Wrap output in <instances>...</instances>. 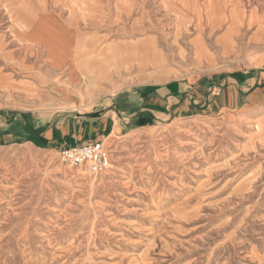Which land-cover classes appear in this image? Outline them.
Instances as JSON below:
<instances>
[{"label": "rangeland", "instance_id": "374dc122", "mask_svg": "<svg viewBox=\"0 0 264 264\" xmlns=\"http://www.w3.org/2000/svg\"><path fill=\"white\" fill-rule=\"evenodd\" d=\"M178 3L0 0L1 70L23 78V33L55 19L57 48L97 92L88 102L78 89L74 109L48 110L35 127L29 115L25 135L0 141V264H264V72L197 76L209 72L198 59L205 32ZM255 33L264 51V29ZM193 78L200 90L176 113L107 110L116 91ZM89 110L104 115L90 136L107 147L97 173L59 157L78 138L60 128ZM112 122L123 127L107 137Z\"/></svg>", "mask_w": 264, "mask_h": 264}, {"label": "crops", "instance_id": "0c3cea01", "mask_svg": "<svg viewBox=\"0 0 264 264\" xmlns=\"http://www.w3.org/2000/svg\"><path fill=\"white\" fill-rule=\"evenodd\" d=\"M178 2L181 10L192 18L194 32L201 29L205 32L204 41L198 42L197 45H203L205 48L200 52L198 59L209 72L197 76L264 72L262 64H258L264 60V51L257 49V46H260V34L255 33L256 29H264V11L255 15L253 0ZM61 31L60 21L38 19L31 27L26 28L20 50L17 52L18 59L22 60L20 64L23 68L20 70L24 71L23 78L15 76V68L7 71L0 69L4 80L0 82V141L16 140L25 135L27 131L21 126L29 115L35 127L44 121L48 110L56 111L58 107L72 106L74 102L72 103L71 98L75 97L78 89H82L85 101L92 102L97 96L96 88L92 89L89 83L83 82L81 71L74 58H71V53L62 52L57 48ZM49 43L56 47L49 46ZM2 55L0 53V56ZM94 82L93 86H97V81ZM193 84L194 78L185 81L170 79L162 83L144 85L147 86L145 90L139 89L137 93L130 92V89L126 92L116 91L117 97H110L113 106L108 105L107 110L111 112V118L117 109L120 113L123 110L130 113L138 107L156 117L163 116L165 112L176 113L183 95L200 90V87ZM22 92L20 96L19 93ZM192 102L196 101L193 99ZM79 113L91 114L83 119L74 115L81 120H74L72 127H69L68 123L64 124L63 128H60V137L70 134L71 138L78 137L76 141H80L82 137L90 140L91 135L98 134L101 126L100 122L95 121L101 120L104 115L96 110ZM112 126V130L106 134L107 137L123 127H116L114 122ZM45 133L48 135L44 137L50 139L52 128L48 127Z\"/></svg>", "mask_w": 264, "mask_h": 264}, {"label": "built area", "instance_id": "2783aa9c", "mask_svg": "<svg viewBox=\"0 0 264 264\" xmlns=\"http://www.w3.org/2000/svg\"><path fill=\"white\" fill-rule=\"evenodd\" d=\"M60 160L71 165L86 167L93 172L107 169L109 158L100 140H80L59 151Z\"/></svg>", "mask_w": 264, "mask_h": 264}, {"label": "bare ground", "instance_id": "6f19581e", "mask_svg": "<svg viewBox=\"0 0 264 264\" xmlns=\"http://www.w3.org/2000/svg\"><path fill=\"white\" fill-rule=\"evenodd\" d=\"M59 50L63 52V48L62 47H60ZM146 54L149 55L148 58H151L150 60H152V64H157L160 61L159 60V57L157 55L158 54V51H156L154 48H152V50L149 51ZM138 66H141V63H139ZM103 148L106 150L107 147H105V144H103ZM108 166H109V164L107 165V167Z\"/></svg>", "mask_w": 264, "mask_h": 264}, {"label": "trees", "instance_id": "16d2710c", "mask_svg": "<svg viewBox=\"0 0 264 264\" xmlns=\"http://www.w3.org/2000/svg\"><path fill=\"white\" fill-rule=\"evenodd\" d=\"M28 139H30V140H32L34 143H36L37 144V138L36 137H30V138H28Z\"/></svg>", "mask_w": 264, "mask_h": 264}]
</instances>
